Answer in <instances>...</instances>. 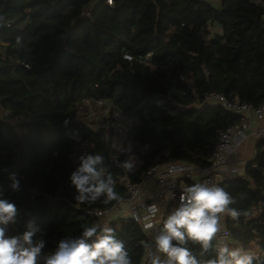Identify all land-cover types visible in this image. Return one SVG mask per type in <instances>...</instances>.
<instances>
[{"label": "trees", "instance_id": "trees-1", "mask_svg": "<svg viewBox=\"0 0 264 264\" xmlns=\"http://www.w3.org/2000/svg\"><path fill=\"white\" fill-rule=\"evenodd\" d=\"M216 1L0 0V198L17 208L0 227L6 236L34 231L33 243L44 242L37 264L95 225L87 210L127 194L122 175L143 183L155 165L208 167L221 131L240 116L207 95L264 102V0ZM99 102L111 114L89 119ZM123 135L130 149L115 146ZM88 155L102 157L95 167L118 199H77L70 176ZM132 157L139 165L125 169ZM245 173L220 182L241 213L225 222L235 245L256 247L252 264H264V139ZM107 227L131 264H152L141 224L128 216ZM179 246L199 263L221 249L215 237L207 250L187 238Z\"/></svg>", "mask_w": 264, "mask_h": 264}, {"label": "clouds", "instance_id": "clouds-1", "mask_svg": "<svg viewBox=\"0 0 264 264\" xmlns=\"http://www.w3.org/2000/svg\"><path fill=\"white\" fill-rule=\"evenodd\" d=\"M67 123L66 120L65 125ZM80 159V166L70 176L71 184L80 193L77 199L95 201L101 194H106L105 203L118 199V194L111 186V177L107 183L104 182L101 179L102 172L95 167L102 157L88 155ZM124 167L129 169L131 165L126 163ZM10 178L13 181L11 187L18 189L19 182L15 176ZM180 201V206L167 218L161 234L155 239L157 250L166 254L168 259L162 262L157 257L152 260V264H199L188 248L179 245H183L187 238L200 243L207 250L210 241L220 230L221 214L227 213L233 219L241 215L239 211L228 207L236 201L218 186L209 188L195 184L187 187ZM157 210L156 205L149 207L152 216H155ZM16 212L14 203L0 198V225H6L13 220ZM97 227L86 226L81 236L60 240L55 251L48 255L45 264H131L124 244L115 238L111 228L105 226L95 242H87L96 234ZM144 227L150 229L153 225L148 223ZM33 235L34 231L30 230L24 232L22 237L6 236L5 228L0 227V264H37L44 242L34 244ZM173 240L178 243L174 245ZM254 255L250 251L223 247L218 258L209 260L206 264H252Z\"/></svg>", "mask_w": 264, "mask_h": 264}, {"label": "built area", "instance_id": "built-area-1", "mask_svg": "<svg viewBox=\"0 0 264 264\" xmlns=\"http://www.w3.org/2000/svg\"><path fill=\"white\" fill-rule=\"evenodd\" d=\"M5 45L0 41V48ZM207 100L215 98L218 103L222 104L228 110L238 114L240 120L238 123L223 129L220 133L219 141L211 157V163L208 167L203 168L205 174L195 182L205 187H214L220 185L222 175L219 172V167L223 165L228 158V154L240 144V142L247 136L248 133L254 132L256 136L262 140L264 139V130L261 128L253 129L252 118L250 113H253L257 119H264V102L258 106L251 103L243 102L239 97L233 100L227 99L222 94L207 95ZM126 121L129 124L130 119ZM116 154L112 155L115 159ZM195 166L190 163L173 162L165 165H155L151 167L147 176L156 177V185L152 200L142 199L143 186L142 183H135L131 181L127 175L120 177V182L125 186L127 194L119 198L116 203L107 209L93 208L87 210V213L96 218L95 223L97 227V234L108 226L113 219V212L119 205L125 203L129 211V216L136 222L142 225L144 230L148 232L153 229L155 236H159L163 230L161 213L162 206H166L167 211L172 214L178 205H180V197L184 189L190 187V181H195L194 178ZM156 205L157 212L152 216L149 212V207ZM148 223L153 225L152 228L146 229L144 226ZM230 238V231L225 225L220 226V230L215 235L217 247L221 248L223 243ZM199 264H206L201 261Z\"/></svg>", "mask_w": 264, "mask_h": 264}, {"label": "crops", "instance_id": "crops-1", "mask_svg": "<svg viewBox=\"0 0 264 264\" xmlns=\"http://www.w3.org/2000/svg\"><path fill=\"white\" fill-rule=\"evenodd\" d=\"M218 31H221L222 29L219 26H216ZM211 103H216L217 100L215 98L208 99ZM250 117L252 118V125L253 129L261 128L264 130V119H257L253 113H250ZM260 139L256 136L254 132H250L247 134V136L238 144L235 146V148L228 154L227 161L219 167V172L222 175V180H225L226 178H231L235 176H245V170L246 166L249 162H251L257 153V146ZM205 174V171L202 167L195 166L194 171V178L195 181H190V185L194 186L195 182L198 181L203 175ZM156 185V177L151 176L144 180L142 183L143 186V193H142V199L145 200H152L153 194L155 190ZM161 218L163 219L164 215L168 212L166 206H162ZM129 211L127 208V204L123 203L118 206L113 212V218H119V217H128ZM225 214H221V219L219 221V225H225ZM227 227V226H226ZM149 236V242L147 244L146 248V261H152L154 258H159L160 261H166V255L164 253H160L157 250L156 243H155V232L153 229H150L147 232ZM231 244H234L232 240H227L223 243V247H227L229 249V246ZM219 248V247H218Z\"/></svg>", "mask_w": 264, "mask_h": 264}, {"label": "rangeland", "instance_id": "rangeland-1", "mask_svg": "<svg viewBox=\"0 0 264 264\" xmlns=\"http://www.w3.org/2000/svg\"><path fill=\"white\" fill-rule=\"evenodd\" d=\"M211 2L213 4H217V1L216 0H211ZM217 30V28H216ZM147 63L153 68L154 66L150 64V56L147 58ZM105 103H102V102H99V104L97 106H90V110H89V115L87 116L89 119H92V118H95V117H102L104 115L106 116H109L111 114V110L110 109V106L107 105L105 106L104 105ZM102 106H105L102 107ZM7 118H9V120L13 121L14 123H16L19 119L18 118H14V117H11L9 116L8 114H4ZM123 124L121 126V128L123 130H127L129 128V122L128 121H122ZM115 146L118 148V149H121L123 147H127L128 149L131 148V144L126 140L125 136H121L119 137L116 142H115ZM130 164L132 167H135V166H138L139 165V162L138 160L136 159V157H132L131 161H130ZM236 249H242L244 251H250V252H254L256 250V247L255 246H250V248L248 249H245L243 246H237L235 244H231L229 246V250H236Z\"/></svg>", "mask_w": 264, "mask_h": 264}, {"label": "water", "instance_id": "water-1", "mask_svg": "<svg viewBox=\"0 0 264 264\" xmlns=\"http://www.w3.org/2000/svg\"><path fill=\"white\" fill-rule=\"evenodd\" d=\"M212 91V90H211ZM213 92V91H212ZM94 226H96V225H94Z\"/></svg>", "mask_w": 264, "mask_h": 264}]
</instances>
